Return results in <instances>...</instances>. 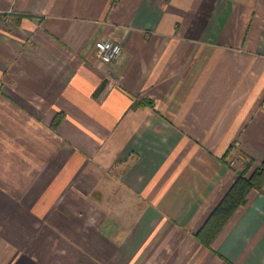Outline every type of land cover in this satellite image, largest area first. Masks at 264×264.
Listing matches in <instances>:
<instances>
[{
	"label": "crops",
	"instance_id": "obj_1",
	"mask_svg": "<svg viewBox=\"0 0 264 264\" xmlns=\"http://www.w3.org/2000/svg\"><path fill=\"white\" fill-rule=\"evenodd\" d=\"M245 153L264 0H0V264H264V190L196 236Z\"/></svg>",
	"mask_w": 264,
	"mask_h": 264
},
{
	"label": "trees",
	"instance_id": "obj_2",
	"mask_svg": "<svg viewBox=\"0 0 264 264\" xmlns=\"http://www.w3.org/2000/svg\"><path fill=\"white\" fill-rule=\"evenodd\" d=\"M64 113H59L53 122L57 127L63 120ZM242 169H237L238 176L209 215L203 226L197 232V238L207 247L213 248V244L221 232L231 221L239 208L245 206L249 196L254 190H264V158L258 164L257 160L245 153Z\"/></svg>",
	"mask_w": 264,
	"mask_h": 264
},
{
	"label": "built area",
	"instance_id": "obj_3",
	"mask_svg": "<svg viewBox=\"0 0 264 264\" xmlns=\"http://www.w3.org/2000/svg\"><path fill=\"white\" fill-rule=\"evenodd\" d=\"M95 46L99 58L107 63L118 59L123 53V45L112 38L99 39Z\"/></svg>",
	"mask_w": 264,
	"mask_h": 264
},
{
	"label": "rangeland",
	"instance_id": "obj_4",
	"mask_svg": "<svg viewBox=\"0 0 264 264\" xmlns=\"http://www.w3.org/2000/svg\"><path fill=\"white\" fill-rule=\"evenodd\" d=\"M240 162H241V163H240ZM243 163H244V162H243V160H241V159L239 160V162L237 161V163H236V164H237V165H236L237 168H238V169H242V167H243Z\"/></svg>",
	"mask_w": 264,
	"mask_h": 264
}]
</instances>
